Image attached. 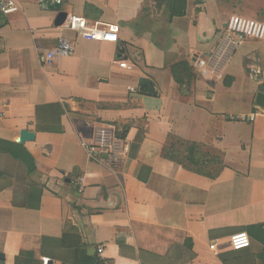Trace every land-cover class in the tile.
<instances>
[{
  "label": "crops",
  "instance_id": "crops-1",
  "mask_svg": "<svg viewBox=\"0 0 264 264\" xmlns=\"http://www.w3.org/2000/svg\"><path fill=\"white\" fill-rule=\"evenodd\" d=\"M18 2L16 14H0V140L36 135L24 148L37 168L27 177L38 183L20 190L13 167L24 166L0 153V171L13 181L0 193L4 264H75L74 249L64 260L42 256L44 246L61 248L64 235L92 252L102 247L99 257L113 264H264V246L250 231L249 249L229 247L240 229L264 230V109L256 103L264 42L221 50L230 17L264 21V0H188L186 16L172 21L154 0ZM54 3L98 31L117 26L118 43L56 27ZM62 38L74 52L48 65ZM183 61L195 70L190 88L171 74ZM142 79L156 95L143 92ZM105 126L116 147L92 160L88 147ZM172 138L219 154L220 175L212 180L165 159Z\"/></svg>",
  "mask_w": 264,
  "mask_h": 264
},
{
  "label": "trees",
  "instance_id": "trees-1",
  "mask_svg": "<svg viewBox=\"0 0 264 264\" xmlns=\"http://www.w3.org/2000/svg\"><path fill=\"white\" fill-rule=\"evenodd\" d=\"M154 3L158 11H162L163 8L165 9L170 21L186 16L188 0H154ZM170 70L174 81L180 86V88H190L192 83L196 80L195 70L188 62L183 61L175 64ZM261 92H264V90L261 89ZM115 138L124 141L126 136L116 130ZM130 147L138 151L140 149L138 143H134ZM0 153L8 154L14 161L21 163L28 176L36 175L37 168L35 159L24 148V146L14 142L0 140ZM163 157L183 166L188 171L212 180H215L224 168L222 165V158L219 154L212 155L204 153L202 146L195 143L185 142L177 138H172L170 145L164 148ZM10 186H13V181L0 171V193ZM247 231L248 233L250 231L252 235L257 238V241L264 246V230L262 226L240 229V231L236 232L247 233ZM70 249L76 251L75 264H113V261L101 259L97 251L92 252L89 247H86L81 242L79 237L73 235H64L62 247L59 249L50 250L44 246L42 248V256L44 258L53 259L63 258L64 260L68 257V250ZM23 255L25 256V253H22L20 257ZM31 258H33L32 254H26V259L28 261L32 260ZM0 264H4V261H0Z\"/></svg>",
  "mask_w": 264,
  "mask_h": 264
},
{
  "label": "built area",
  "instance_id": "built-area-1",
  "mask_svg": "<svg viewBox=\"0 0 264 264\" xmlns=\"http://www.w3.org/2000/svg\"><path fill=\"white\" fill-rule=\"evenodd\" d=\"M19 0H0V14L10 17L19 11ZM66 30L79 35L82 38L93 41L118 43V28L112 26L109 30H96L84 17L72 15L67 17L64 25ZM246 40H256L264 42V21H257L243 16H232L227 22L225 32L223 33L221 50L225 53H233ZM74 52V44L66 38L59 40L56 47L46 54L45 62L51 65L60 58L70 56ZM261 70H252V77L256 82L262 78ZM112 127H101L96 131V145L88 147V153L92 160L99 159L100 155L110 154V151L116 147L113 139ZM230 249L232 251H242L249 249L251 240L247 233H237L230 237ZM217 246L212 244L210 249L215 251ZM104 249H98V254H103Z\"/></svg>",
  "mask_w": 264,
  "mask_h": 264
},
{
  "label": "water",
  "instance_id": "water-1",
  "mask_svg": "<svg viewBox=\"0 0 264 264\" xmlns=\"http://www.w3.org/2000/svg\"><path fill=\"white\" fill-rule=\"evenodd\" d=\"M51 10L58 12L56 21H55V26L56 27H61L64 25L66 19H67V14L65 12H62L60 10V4L59 3H54L51 5ZM140 86L143 88V92L148 95H156V91L154 90L153 83L149 81L148 79H142L140 82ZM257 105L264 109V93H259L256 99ZM36 139V135L32 132L29 131H22L20 138L17 140V143L20 144L21 146H24L28 142H32ZM5 257L3 253H0V261H4ZM46 264H54L52 260L46 259L45 260Z\"/></svg>",
  "mask_w": 264,
  "mask_h": 264
},
{
  "label": "rangeland",
  "instance_id": "rangeland-1",
  "mask_svg": "<svg viewBox=\"0 0 264 264\" xmlns=\"http://www.w3.org/2000/svg\"><path fill=\"white\" fill-rule=\"evenodd\" d=\"M4 165H8V162L5 159H4ZM13 168H16L15 172H16V179H17V183H18L17 187L20 190H27V191H31L32 192L31 188H33V187H35L37 185V184H34V182L35 181L37 182V180L28 178L27 174H26V171L22 168V166H17L16 165V167H13Z\"/></svg>",
  "mask_w": 264,
  "mask_h": 264
}]
</instances>
